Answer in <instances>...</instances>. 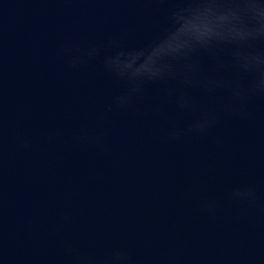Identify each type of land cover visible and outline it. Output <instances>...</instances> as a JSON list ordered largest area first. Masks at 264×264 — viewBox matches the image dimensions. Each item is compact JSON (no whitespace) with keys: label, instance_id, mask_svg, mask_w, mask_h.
Segmentation results:
<instances>
[{"label":"water","instance_id":"obj_1","mask_svg":"<svg viewBox=\"0 0 264 264\" xmlns=\"http://www.w3.org/2000/svg\"><path fill=\"white\" fill-rule=\"evenodd\" d=\"M0 264H264V0H0Z\"/></svg>","mask_w":264,"mask_h":264}]
</instances>
